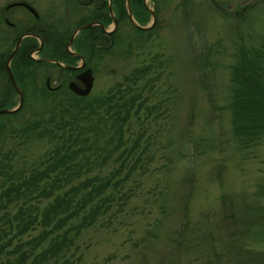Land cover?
<instances>
[{"label":"rangeland","instance_id":"rangeland-1","mask_svg":"<svg viewBox=\"0 0 264 264\" xmlns=\"http://www.w3.org/2000/svg\"><path fill=\"white\" fill-rule=\"evenodd\" d=\"M8 1L0 0V10ZM48 1L36 0L32 5L43 14L42 6ZM68 1L53 0L51 14L72 26L83 13L72 4L66 8ZM214 1L224 15L204 0H156L157 23L150 33L135 36L129 29H121L114 48L91 63L89 100L122 84L132 71L146 69L144 75L137 76L134 88L150 114L145 116L144 110L122 127L124 146L135 142L140 146L136 152L139 162L119 189L109 214L76 239L69 254L72 264H149L157 250L168 247L166 233L175 230L182 209L186 210L187 225L183 227L188 236L185 247L178 251L177 264H199L200 258H207L196 244L201 234L212 231L218 238L220 217L226 210L221 196L264 208V135L241 142L233 131V113L228 108L229 68L240 63L241 51L247 59L253 58L248 51L262 53L258 61L264 66V0ZM144 4L153 11L150 1ZM240 7L246 11L243 19L228 18ZM110 29L111 24L107 31ZM45 73L36 71V80L25 79L23 107L9 122L24 126L67 98L69 79L49 96L34 90L44 86ZM48 73L51 87L62 82L55 68ZM3 83L0 77V88ZM42 99L48 105L45 109ZM10 100L15 107L17 99ZM91 128L87 129L90 140L98 136L95 143L91 141L94 145H116L109 131ZM1 146L6 149L9 139ZM120 150L112 153L100 170H88L85 175H105L117 168ZM44 153V146L23 147L14 159L27 169ZM128 160L131 164L134 158ZM245 240V248L264 253V235L254 234ZM163 264L174 263L166 259Z\"/></svg>","mask_w":264,"mask_h":264},{"label":"trees","instance_id":"trees-1","mask_svg":"<svg viewBox=\"0 0 264 264\" xmlns=\"http://www.w3.org/2000/svg\"><path fill=\"white\" fill-rule=\"evenodd\" d=\"M148 1L154 6L155 22L152 29L140 31L132 27L128 20L125 0H110V10L119 28L112 35L108 51L103 54L114 48L117 37L122 33L121 29H129L135 36L148 34L154 29L158 17L156 0ZM204 1L210 3L221 15L225 14L214 0ZM95 4L97 9L105 10L104 25L109 24L106 0ZM128 7L133 21L143 27L150 15L142 0H128ZM244 7L234 11L228 18L243 19L241 17L246 13ZM46 36L47 43L41 52L42 57H52L65 65L72 64L69 59H74L65 55L63 50L68 36L62 38L56 29L49 30ZM82 37L92 41L91 34L85 33L80 36ZM28 51L24 56V79H35L36 71L42 74L46 72L49 76L51 68L58 71L57 79H62L61 87L64 79H69L67 74L70 71L50 64L37 65L27 57ZM247 53L253 58L247 59L242 56L245 53L241 51L240 63L229 68L228 108L233 113V131L240 141L264 135V66L258 61L262 53L254 50ZM94 55L97 56L98 53L95 52ZM64 56L66 60L63 59ZM14 61L18 62L17 58ZM14 61L11 67L16 76L19 72ZM145 72L146 69L132 71L122 79V84H116L106 94L91 100L88 95L78 97L65 89L68 93L66 99L58 100L54 106L50 105L49 111L37 114L35 119L27 121L24 126L9 122L21 111L24 95L19 111L0 116V143L9 139L6 149L2 150L4 145L0 147V264H72L69 254L76 239L83 230L109 214L119 189L124 187L123 183L139 162L136 152L140 146L136 142L124 146L122 127L127 125L132 116L138 118L139 113L144 110L145 116L150 114V110L143 106V101H139L138 92L134 88L139 79L137 76H142ZM5 81L1 89L6 92V96H0V109L9 110L14 107V103L10 100L11 88ZM36 83L37 81L34 82V87ZM36 89L43 96L54 93L47 91L44 86L34 88ZM44 99L42 107L45 109L48 105ZM91 126L94 127L91 131H109V138L116 145H94L91 141L98 136L92 137L93 140L87 136V129ZM140 138L141 135H138L136 140ZM78 142L80 146L76 147ZM29 146H44L45 153L40 161L25 169L18 166L14 158L23 147ZM118 149L121 150L115 159L117 168L105 175H85L88 170H100ZM143 151L144 148L140 153ZM131 158L134 160L130 164L128 159ZM123 170L125 174L121 173ZM229 198H219L226 210L220 217L218 238L212 236L210 231L206 235L201 234L196 243L202 254L207 255L206 259H199V264H264V253L253 252L244 246L247 236L264 235V208L251 205L245 200L241 204L234 203L233 198ZM41 204L43 206L39 207ZM181 213L177 216L175 230L166 233L170 238L167 241L168 247L157 250L149 264H163L166 259L177 264L178 251L185 247L188 236L183 227L187 225L186 210L182 209ZM110 218L112 216L108 219Z\"/></svg>","mask_w":264,"mask_h":264},{"label":"flooded vegetation","instance_id":"flooded-vegetation-1","mask_svg":"<svg viewBox=\"0 0 264 264\" xmlns=\"http://www.w3.org/2000/svg\"><path fill=\"white\" fill-rule=\"evenodd\" d=\"M52 1L53 0H50L42 6L43 14L38 13L35 7L32 5L36 3V0H33V2L35 3L27 2L26 0H10L0 10V33H1L0 72H2L1 74H3L0 75V77L6 78L4 79V81L6 80L7 85H9L11 88L10 96L16 98L17 100H18L17 93L11 86L7 74L6 63L8 62L7 66L10 71V74L17 87V90L22 94L23 97V86L25 80L24 79L25 52L29 50L27 57L32 62L40 66H42V64L55 65L53 61L58 62L52 57H42L41 55V52L47 43L46 34H48L49 30L52 31L55 29L58 30L60 32V35H62V38L66 35L68 36L66 42L62 39L65 42L63 50L65 52V55H68L70 58L74 59L73 61H71L72 59H69V62H73V63L69 65H65L64 62H58V63L66 67L78 68V69H67L68 71H70L67 74V77L69 78L67 84L69 82H73L77 87L80 88L81 84L80 81L77 80V76H79L84 70H89L93 78L92 69L90 66L91 63H93L96 60H99L103 55V52L108 51L109 46L112 43L111 42L112 35L116 33V31L119 28L118 22L115 19L112 12H111V16L109 15L108 12V1L110 8L111 5L110 0H106V6H105L107 15L110 18V23L107 25H104L106 19L105 10L102 11L97 9L95 4L101 0H69L66 3L67 4V6H65L66 8L68 7V4L70 5L72 4V6H75L77 11H81L83 13V16H80L77 22L72 26H69L67 20L57 21L53 19L51 14L52 9L54 8V6L52 5L53 4ZM142 3L143 5H145L144 0H142ZM146 9L148 10V8ZM113 19L116 21V27L112 33L107 34L106 33L107 28L110 24H112ZM86 25H88V27L76 31L78 28L84 27ZM74 31H76V33L73 36L70 44L68 45V42ZM85 33L91 34L92 41H88L87 39H84V37L80 38V36H82ZM12 51L14 52L11 55ZM95 52L98 53L97 56L94 55ZM72 54H75L77 56H73ZM33 56H36V58ZM65 57L66 56H64L63 59H65ZM16 58L18 62L16 61L15 63L14 60ZM13 61H14V65L16 64L15 67L19 72V74H16L17 77L13 74L12 71L11 64ZM55 82L56 81H53V83ZM50 83L51 82L49 80V76L44 77V87L46 88L47 91L51 93L56 92L61 88V83L56 84L55 87H51ZM0 96L1 98H5L6 96V92L3 91V89L1 88H0Z\"/></svg>","mask_w":264,"mask_h":264},{"label":"water","instance_id":"water-1","mask_svg":"<svg viewBox=\"0 0 264 264\" xmlns=\"http://www.w3.org/2000/svg\"><path fill=\"white\" fill-rule=\"evenodd\" d=\"M145 1V0H144ZM125 8H126V11H127V15H128V19H129V22L130 24L132 25V27H134L135 29L137 30H140V31H148L150 29H152L153 25H154V22H155V16L153 14V12L151 10H148L150 16H151V20H150V24L148 26H139L137 25L131 15H130V12H129V9H128V0H125ZM108 12H109V15L111 16V11H110V8H109V1H108ZM85 27H88V25L84 26V27H80L78 28L76 31H78L79 29H82V28H85ZM116 27V21L113 19L112 21V24H111V29L106 31L107 34L109 33H112L113 30L115 29ZM76 31H74L71 35V38L68 42V45L70 44L73 36L75 35ZM16 49V48H15ZM14 49V50H15ZM14 51H12L11 55L13 54ZM10 55V56H11ZM73 56H77L75 54H72ZM81 61V60H80ZM46 62V60H45ZM8 63V62H7ZM7 63H6V70H7V74H8V77H9V80H10V83H11V86L13 87V89L16 91L17 93V96H18V100H17V104L15 105V107H13L12 109H1L0 110V116L1 115H10V114H14L16 113L17 111H19V109L21 108L22 106V101H23V97H22V94L17 90V87L13 81V78L10 74V71L8 69V66H7ZM53 63L63 69H78V68H70V67H66V66H63L62 64L56 62V61H53ZM77 80L80 81V84H81V87H77L75 85V83L73 82H69L67 84V90L69 92H71L73 95L75 96H78V97H85L89 94L90 90H91V87H92V76H91V73L89 70H84L79 76H77Z\"/></svg>","mask_w":264,"mask_h":264}]
</instances>
